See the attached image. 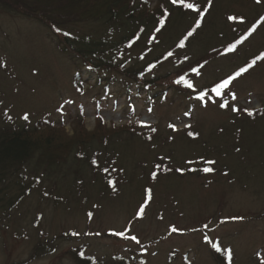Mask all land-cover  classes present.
I'll use <instances>...</instances> for the list:
<instances>
[{"label": "rangeland", "instance_id": "obj_1", "mask_svg": "<svg viewBox=\"0 0 264 264\" xmlns=\"http://www.w3.org/2000/svg\"><path fill=\"white\" fill-rule=\"evenodd\" d=\"M185 2H196L201 10L207 6V0ZM7 3L0 1V124L6 116L21 125L26 114L32 119L50 116L71 135L80 111L87 131L121 130L108 144L94 142L84 159L72 156L66 166L41 173L42 182L21 204L8 214L0 212V264H78L72 255L77 248L96 260L146 248L148 264H218L211 242L231 253L230 264H264V60L233 80L221 96L211 92L215 83L264 52L261 22L235 50L214 54L264 16V0H213L184 47L179 41L198 15L170 0H150V13L121 27L118 33L123 35L144 26L128 55L131 64L144 66L157 59L152 71L175 76L173 82L181 68L207 61L201 63L199 76L186 73L196 89L206 93L203 100H196L190 89L186 94L170 88L157 101L121 91L117 82L103 88L94 75L76 84L75 65L58 36L25 10L39 8L76 35H102L107 19L74 22L67 8L58 9L60 0ZM160 15L166 21L156 32L155 17ZM230 15L242 16L243 23L229 21ZM168 51L173 56L167 57ZM225 101L228 107L221 108ZM98 112L107 128L98 125ZM190 131L199 135L190 137ZM209 160L216 163L210 165L214 171L206 173ZM168 168L172 171L164 170ZM149 188L145 214L137 217ZM171 226L179 231L172 232ZM119 231L125 236L112 233ZM41 243L48 251L32 258ZM173 251L177 256L171 258Z\"/></svg>", "mask_w": 264, "mask_h": 264}, {"label": "trees", "instance_id": "obj_2", "mask_svg": "<svg viewBox=\"0 0 264 264\" xmlns=\"http://www.w3.org/2000/svg\"><path fill=\"white\" fill-rule=\"evenodd\" d=\"M0 1L10 2L14 5L25 2V0ZM149 1L60 0L61 5H58V9L67 8L72 19L74 18V22L107 19L105 21V32L98 37L90 34L76 35L65 30L63 25L42 13L39 8H32L34 10L29 9L25 12L45 23L58 36L60 47L63 48L69 60L75 65L74 82L76 84L87 83V80L84 79L85 75H94V81L103 88L107 89L109 83L117 82L121 87V91H126L129 94L136 92L137 96L144 94V98L149 99V101L161 99L168 93L170 88H175L180 93L186 94H189V91L192 90L196 93L195 99L199 100L198 94L202 90H197L195 86L190 89L183 84H176L175 80L173 82L175 76L171 78L160 76L156 71L153 72V67L150 68L149 65L157 64V59L144 66L131 64V58L128 55L135 47L144 26L133 33L120 35L118 32H120L121 27H127V24L133 23L139 15L141 17L150 13L148 12ZM9 6L13 5L7 3V7ZM151 11L154 12L153 9ZM155 18L158 20V27H161L159 20L162 15ZM139 20V18L136 19V22H139ZM56 28L61 29V31L57 32ZM64 33H69V35H64ZM225 49L226 47H220L216 51L214 50V54L217 53L218 55V53L224 52ZM201 63H204V60L187 65L181 68V72L176 75L190 72L192 67H197ZM84 71L86 74H84ZM99 114L98 112V125L102 129L107 128ZM2 119L3 123L0 124V212L5 214L14 210L35 190L42 182L41 173L44 175L46 170L66 166L72 156L84 159L86 150L90 149L94 142L100 141V143L108 144L112 134L121 130V128L112 127L109 128L110 130H103L104 132L100 130L87 131L81 124L83 117L80 111L73 118L77 126L71 135L65 132L62 123L58 125L50 116H43L38 119L28 117L22 125L8 116ZM213 244L218 246L219 244L211 242V254L215 261L218 264H230L228 250H225L227 251L225 252L219 246L220 251H217L213 248ZM47 246L44 243L38 244L33 250L32 258L39 257L47 252ZM145 246L143 245V247ZM149 253L146 248H133L116 252L107 260H96V258L86 255L84 248H77L72 252V255L78 264H148L150 260ZM170 254L171 258L177 256L175 251Z\"/></svg>", "mask_w": 264, "mask_h": 264}, {"label": "snow or ice", "instance_id": "obj_3", "mask_svg": "<svg viewBox=\"0 0 264 264\" xmlns=\"http://www.w3.org/2000/svg\"><path fill=\"white\" fill-rule=\"evenodd\" d=\"M170 2H171L172 5H177V4H179V5H181L184 9H186V10H190V11H192V12H195V13L198 15V19H196V21H195V25H194V26L192 27V29H191L190 31H188L187 34H186V35H185V36L179 41V45H178V46H179V47H184V46H185V41H187L190 37H192V36L194 35V33L196 32V30H197L198 28L201 27V25H202V21H203L205 15H206V13H208L209 9L212 7L213 0H207V6H205V7L203 8V10H201V5L198 4V3H196V2H185V0H170ZM256 2H257V3H260V0H256ZM165 14L167 15V10H165ZM227 19H228L229 21H235V20L239 19V21H240L241 23H243V21H244V18H243L242 16H241V17H236V16H232V15H230V16L227 17ZM261 22H264V16H261L260 19H259L256 23L252 24V26L248 29V31H247L244 35H241V36L239 37V39H237V40H236L235 42H233V43L228 44V45H227V48L225 49V51H226V52H232L233 50H235V49L237 48L238 45H240L244 40H246V39L248 38V36H250V35L256 30L257 26H258ZM164 24H165V20H164L163 18H161V19L159 20V25H160L161 27H163ZM161 27H157V28L155 29V31H156V32H159V31L161 30ZM55 30H56L57 32H60V31H61V29H59V28H56ZM141 31H143V29H141ZM64 35H69V33H64ZM153 39H154V37H153ZM171 56H173V52H172V51H168V52H167V57H171ZM188 59H189L188 56H185V57H184V60H188ZM261 60H264V52H262V53H260L259 55L255 56V58L252 59L251 62H248V63H246L245 66L238 68L234 73L227 75L226 78H223V79H221L219 82L215 83L214 86L211 88V92H212V93H215V95H216L217 97L221 96V95H222V90L228 89L229 86L231 85V83H232L233 80H235V79H237L238 77H240L243 73L247 72L250 68H252V67L257 63V61H261ZM204 63L206 64L207 61H204ZM203 66H204V64H200L199 67H192V68H191V72H193V73H195L197 76H199V75L201 74L199 68H200V67H203ZM149 67L152 68V67H155V65H149ZM186 75H187L186 73L183 74V75H179L178 78L175 80V83L178 84V85H179V84H183V85H185L187 88L193 89V88H194L193 81H192L191 79H187V78H186ZM205 95H206V93H205L204 91H200L199 94H198V98H199L200 100H203L204 97H205ZM230 95H231V98H232L233 100L236 99V94H235L234 92L230 93ZM66 103H71V102H70V101H66ZM219 106H220L221 108H227V107H228V103H227V101H225L224 103H221ZM149 111H151V110H149ZM232 111H234V112H235V111H240V109H238V108H236V107H233V108H232ZM243 111L246 112L249 116L253 115V110H250V109H248V108H244ZM24 119H25V120L28 119L27 114L24 116ZM169 127H170V128H173V129L175 130V125L170 124ZM186 127H191V126H190V125H187ZM151 131L155 132L156 129L153 128V129H151ZM188 135H189L190 137L195 138V137L198 136L199 134L190 131V132L188 133ZM237 150H239V149H237ZM92 163H96V161L93 160ZM189 163H191V162H189ZM206 163L209 164V165H212V164H215L216 162H215V161H212V160H209V161H207ZM156 168H158V169H159V168H162V165L157 164V165H156ZM164 170H165V171H168V172H171V171H172L171 168L164 169ZM104 171H105V172H108V168H105ZM176 171H177V172H183L184 169L177 168ZM193 171H195V170H193ZM203 171L207 173V172H212V171H214V169L211 168V167H204V168H203ZM151 176H152L153 179H156V177H157V172H156V171H153V172L151 173ZM108 184L111 185V186H113V190L115 191L114 182H113L112 180H108ZM145 192H146V199H145V202H144V203H141V204L138 206V210H137L136 213H135V215H136L137 217H143V215L145 214V208H146V205H147L148 201L151 199L152 189H150V188H149V189H146ZM92 215H93V213H91V212L88 213L89 218H91ZM160 218L163 219L162 216H161ZM231 219L239 220V219H243V218H242V217H232ZM171 231H172V232H177V231H179V229H178L176 226H171ZM75 234L78 235V233H75ZM113 234H114L115 236H120V237L125 236V232H124V231L114 232ZM130 238H131L132 240L137 241V243H139V241L137 240V237H136V236H131ZM205 239H207V237H205ZM212 246H213V248H215L217 251H220V247H219L218 245L213 244ZM228 254H229V256L231 255L230 252H229Z\"/></svg>", "mask_w": 264, "mask_h": 264}]
</instances>
